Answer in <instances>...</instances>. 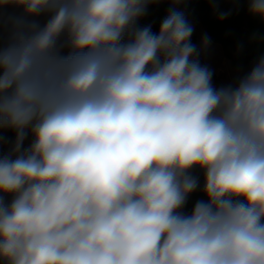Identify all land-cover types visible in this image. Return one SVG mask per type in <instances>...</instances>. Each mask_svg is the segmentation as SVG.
I'll list each match as a JSON object with an SVG mask.
<instances>
[{"label": "clouds", "instance_id": "1", "mask_svg": "<svg viewBox=\"0 0 264 264\" xmlns=\"http://www.w3.org/2000/svg\"><path fill=\"white\" fill-rule=\"evenodd\" d=\"M161 2L0 0L2 264H264V56L214 87L183 0L137 26Z\"/></svg>", "mask_w": 264, "mask_h": 264}, {"label": "trees", "instance_id": "2", "mask_svg": "<svg viewBox=\"0 0 264 264\" xmlns=\"http://www.w3.org/2000/svg\"><path fill=\"white\" fill-rule=\"evenodd\" d=\"M170 7L172 4L168 0L150 4L146 15L137 21V26L151 24L153 33H158L159 26ZM248 8L249 0H183L177 10L183 11L190 23L200 22L205 27L210 39L221 44L224 55L230 59L232 66L242 69V77L261 56H264V21L258 16L251 15ZM228 11H231V14L226 19H218L220 12ZM43 22L40 21L41 24ZM191 42L198 49V40L193 34ZM213 77L217 79L219 88L227 86L215 74ZM14 139L15 134L11 130H0V155L10 151ZM31 140L32 137L29 135L23 147L27 148ZM191 174L199 180V187L188 197L184 206L183 211L188 214L198 200H206L202 191L203 172L194 168Z\"/></svg>", "mask_w": 264, "mask_h": 264}, {"label": "crops", "instance_id": "3", "mask_svg": "<svg viewBox=\"0 0 264 264\" xmlns=\"http://www.w3.org/2000/svg\"><path fill=\"white\" fill-rule=\"evenodd\" d=\"M38 19L40 21H44V20H42L41 17ZM191 24L194 27L193 35H195L197 37V40H198V50H200L201 39L205 34H207L206 29L200 22H194ZM207 36H208V34H207ZM213 52H216V54H217L216 56H219V59L221 60V62L223 64L229 65L231 70L228 71V73L227 72L225 73L224 71L222 72V71H216L215 70V67H213L214 62L212 59L214 56ZM199 59H200V63L202 65H207L211 68L213 74H215L217 77H222L221 79L226 81V83H225L226 85L235 84L237 82V80L242 75V69L240 67L232 66L230 59H228L224 55L221 44L213 42L211 39H210V43H209L208 47L205 50L201 51ZM234 72L236 73V75L233 77V76H231V74H233Z\"/></svg>", "mask_w": 264, "mask_h": 264}, {"label": "rangeland", "instance_id": "4", "mask_svg": "<svg viewBox=\"0 0 264 264\" xmlns=\"http://www.w3.org/2000/svg\"><path fill=\"white\" fill-rule=\"evenodd\" d=\"M22 14V11L20 10V9H18V8H14V7H6V8H4V9H2V10H0V23H2V22H5V21H7V19H8V17H10V16H19V15H21ZM42 18V20H44L45 21V17H41ZM213 62H214V66L213 67H215V70L216 71H224L225 73L227 72L228 73V71H230L231 69H230V67H229V65H225V64H223L222 62H221V60L219 59V56H216L217 54H216V52H213ZM209 67V66H208ZM209 69L211 70V68L209 67ZM212 71V70H211ZM236 75V73L234 72L233 74H231V76H235ZM222 76V75H221ZM218 78H222V77H218ZM221 82H223V83H226V81L225 80H222L221 79ZM229 82V81H228ZM233 83V82H232ZM212 84H213V86L214 87H216V88H219V86H218V83H217V79H215L214 77H212ZM11 200V196H6L5 197V201L6 202H8V201H10Z\"/></svg>", "mask_w": 264, "mask_h": 264}]
</instances>
